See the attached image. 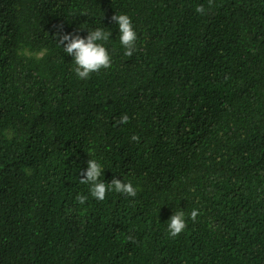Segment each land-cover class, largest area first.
Here are the masks:
<instances>
[{
    "label": "trees",
    "instance_id": "16d2710c",
    "mask_svg": "<svg viewBox=\"0 0 264 264\" xmlns=\"http://www.w3.org/2000/svg\"><path fill=\"white\" fill-rule=\"evenodd\" d=\"M97 28L80 79L59 37ZM0 264H264V0H0Z\"/></svg>",
    "mask_w": 264,
    "mask_h": 264
},
{
    "label": "clouds",
    "instance_id": "9594fccd",
    "mask_svg": "<svg viewBox=\"0 0 264 264\" xmlns=\"http://www.w3.org/2000/svg\"><path fill=\"white\" fill-rule=\"evenodd\" d=\"M196 11L198 13H204L205 9L203 6H198ZM112 20L118 24L120 43L126 50L125 55L131 56L135 50L137 35L133 29L130 17L126 14H116L113 15ZM109 36L110 32H105L103 29L97 28L89 31L86 39H82L80 36L70 35H62L59 37V44L63 45L64 41H68V43L63 46V50L66 54L74 58V63L76 65L75 73L80 79L89 77L90 73L97 72L101 68L107 69L111 66L108 51L103 44L100 43L101 41H107ZM120 122L127 123V115L122 116ZM132 139L138 140V137L133 136ZM101 174V164L95 159H90L88 161L86 173L82 174L81 183L90 184V193L94 198L101 201L104 200L106 191L113 188L118 193H124L132 197L136 195V189L131 183H125L118 179H113L111 184H107L104 181L99 180ZM86 199L87 197L85 196H77V200L81 204H83ZM198 214V211L193 209L191 212V218L195 220ZM185 227L184 212H175V214L169 219V234L172 237H175L180 234Z\"/></svg>",
    "mask_w": 264,
    "mask_h": 264
}]
</instances>
